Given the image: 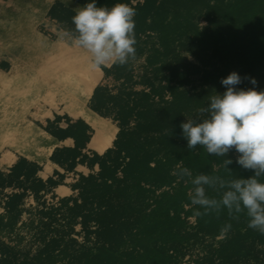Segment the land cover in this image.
Here are the masks:
<instances>
[{
    "label": "trees",
    "instance_id": "16d2710c",
    "mask_svg": "<svg viewBox=\"0 0 264 264\" xmlns=\"http://www.w3.org/2000/svg\"><path fill=\"white\" fill-rule=\"evenodd\" d=\"M91 2V0H88ZM111 8L126 3L136 11L137 58L144 53L142 38L155 35L163 52L147 56L150 73L141 76V88L130 81L133 63L103 68L105 80L90 99V108L111 119L119 128L103 154L85 153L92 137L82 119L60 117L43 129L59 142L50 161L70 172L78 164L96 173L80 174L74 194L58 205L36 210L40 247L33 256L22 255L13 237L21 222L24 200L60 185L64 174L55 171L46 179L43 167L21 158L8 172L0 171V264H183L188 248L203 246L202 255L190 256L191 264H264L257 247L264 235L247 227V217L233 220L224 210L197 217L191 205L187 178L175 175L178 167L193 175L206 173L224 178H247L253 173L235 163L233 150L226 158L210 156L203 148L187 149L180 124L185 116L199 114L209 96L223 93L221 85L235 71L242 77L237 88L264 90V0H96ZM75 12L57 2L49 12L66 31L74 30ZM203 23H205L203 25ZM179 51L204 53L201 68H167L156 65L159 54L179 56ZM199 74V84L192 85ZM248 77L249 79H244ZM251 79L256 84L251 83ZM131 82V83H130ZM203 118V117H199ZM55 177L60 178L59 180ZM209 195L215 193L209 189ZM195 218L193 225L190 219ZM232 225L225 233V224ZM80 227L78 230L77 227ZM73 235H82L79 244ZM222 239L206 244V239Z\"/></svg>",
    "mask_w": 264,
    "mask_h": 264
},
{
    "label": "rangeland",
    "instance_id": "374dc122",
    "mask_svg": "<svg viewBox=\"0 0 264 264\" xmlns=\"http://www.w3.org/2000/svg\"><path fill=\"white\" fill-rule=\"evenodd\" d=\"M3 8H5L4 12L2 11ZM44 8V2L41 0H6L3 6L0 2V60L3 58L1 52L4 49V56L10 62L7 69H0L1 172H8L10 167L21 158H25V156L43 158L38 162L43 167L48 168V170L51 164L57 165L50 161V157H46L54 145L52 146L50 143L49 134L43 128L47 126L49 122L48 116H51L54 110L61 113L59 116L63 121L66 120L68 115L64 111L65 109L67 110L65 103L66 101L72 102L78 96H74L76 95V85H74L75 82L70 81L68 72H71V67H76L75 64L81 57L57 55L58 47L56 40H49L40 35L39 31H43L44 28L41 26V17L39 15L36 16L35 12H41ZM2 23L8 25L6 27L4 25L3 27ZM41 28L42 30H40ZM2 30H6V33H2ZM141 41L144 53L135 61H132L133 69L130 81L134 84V90L141 88L139 83L141 76L150 73L151 67L146 65L147 56L153 54L154 50L163 52L160 42L155 35L143 37ZM203 56L204 53L202 51H179V56L176 57L163 56L160 53L155 64H166L167 68H201ZM84 59L86 64H89L91 70H95L98 73L97 82L94 84L89 96H92L94 89L101 84L107 83L110 85V89H113L112 82L105 80L103 68L93 69L90 66L88 54H86V58ZM193 77L196 81L192 85H198L200 75L196 74ZM82 107L95 118L101 117L102 119L109 120L93 112L89 101ZM188 117H200V115L193 114ZM118 131L119 128L116 126V135ZM108 135H112L113 137V130L107 133L104 129V140ZM110 141L105 142L102 149ZM59 167L65 170L63 167ZM90 173H96V171L91 170ZM63 174L64 178L62 180L55 177L57 180L60 179L59 186H62V188L56 187L45 191L41 195L40 201L35 199L32 194H29L25 198V212L23 213L21 222L18 224L13 241L5 238L9 244L16 245L22 255L33 256L40 247L37 222L42 215L37 213L36 210L42 208V202H45L46 206H55L58 205L59 199L66 197L70 194L71 190L72 194L75 193L70 188V185L73 184V179H75L72 172L65 171ZM190 221L193 225L195 224L194 217ZM77 228L80 230L79 226ZM73 236L79 244L83 243L82 235ZM221 239L222 236L215 240L206 239L205 243L210 245ZM202 248L203 246L200 244L191 246L188 248L189 255L192 257L202 255ZM257 250H259L258 257L264 261V246L259 245ZM189 255L185 257L183 264H191ZM249 263L255 264L256 262L251 258Z\"/></svg>",
    "mask_w": 264,
    "mask_h": 264
},
{
    "label": "clouds",
    "instance_id": "9594fccd",
    "mask_svg": "<svg viewBox=\"0 0 264 264\" xmlns=\"http://www.w3.org/2000/svg\"><path fill=\"white\" fill-rule=\"evenodd\" d=\"M135 16V9L126 3L109 8L91 0L76 8L71 18L74 30L62 31L60 39L87 52L93 69L124 67L137 59ZM220 83L226 90L209 96L207 106L199 110L202 119L185 116L186 122L180 124L181 138L190 151L200 147L210 156L223 157L230 175L233 172L228 166L233 160L226 157L234 150L235 163L253 174L224 178L193 175L189 168L178 167L175 175L191 183L189 198L197 217L219 216L226 210L231 219L239 220L243 214L247 227L264 235V90L237 88L242 77L235 71ZM251 83L256 81L251 79ZM209 189L215 195H209ZM231 227L227 223L222 231L227 233Z\"/></svg>",
    "mask_w": 264,
    "mask_h": 264
},
{
    "label": "crops",
    "instance_id": "0c3cea01",
    "mask_svg": "<svg viewBox=\"0 0 264 264\" xmlns=\"http://www.w3.org/2000/svg\"><path fill=\"white\" fill-rule=\"evenodd\" d=\"M6 0H0V2L3 4L5 3ZM44 2V6L45 8L41 11V12H35V15H39L41 17V26L44 28L43 31H39L40 35L45 37L46 39L49 40H56V45L58 47V54L57 55H61V56H65V55H72V56H77V57H81L79 60L85 61L84 58H86V54H88L87 52L81 50V49H77L73 46H71L70 42H68L66 39L62 40L60 39V33L62 31H66L63 28V24L66 26V22L63 23L62 25L60 23H58L56 20L54 19H50L49 18V12L51 10V8L53 7V5H55L57 2H59L62 6H64L65 8L75 12L77 7H82L84 4L88 3V0H41ZM5 8L2 9V11L4 12ZM39 13V14H38ZM5 27L8 24L2 23V26ZM6 29V28H3ZM42 30V28L40 29ZM2 33H6V30H2ZM4 49L2 50V60H0V69H7L10 62L9 60H7V58H5L4 56ZM84 57V58H83ZM95 73V76L98 79V73L93 70ZM93 94V93H92ZM78 94L74 95L77 96ZM83 95V94H82ZM91 92L89 94H86L85 96H80L78 95L77 97H75L72 102H67L66 101V108L68 110L65 109V113H67L68 117L71 120H78V119H82L84 120L92 129V137L87 145V148L85 149V153L89 154L90 156L93 153H98V154H103L108 148H110L113 144V141L116 138V125L113 123V121L111 119L109 120H105L102 119L101 117L95 118L93 117V115L87 113V111L82 107L86 102L88 103V101L90 102V99L92 96ZM89 96V97H88ZM89 100H88V99ZM87 100V101H86ZM84 101V102H83ZM83 103V105H82ZM85 107V106H84ZM65 108V106H64ZM88 111H90L88 109ZM59 115H61L60 112L54 110V112L51 114V116H48V120L49 121H54L56 120L57 117H60ZM82 115V116H81ZM85 118H84V117ZM101 123H100V122ZM103 126H102V125ZM67 124V120H62L59 122V126L60 127H66ZM104 127V128H103ZM97 128V129H96ZM104 129L105 131L108 133L109 131L113 130V137L112 135H108L106 137V139L104 140L105 136H104ZM49 139H50V143L52 144L53 148L51 147V151L49 153L48 156L46 157H50L53 150L59 146V142L51 136L48 135ZM112 138V139H111ZM109 140H111L109 142V144H107L103 149L102 147L105 145V142H108ZM55 143V144H54ZM25 158L31 160V161H35L39 164V160H42L43 158L39 159L37 157H31V156H25ZM41 165V164H40ZM43 167V165H41ZM49 170L46 167H43V169L38 173V175L44 179L52 176L54 174L55 171L60 172L61 174H63L65 172V170H63L62 168H60L58 165H52L49 166ZM61 169V170H60ZM91 170H95L96 172L98 171V167L95 166L94 169H90L88 166L86 165H82V164H78L75 169L72 172L73 177H75V179H73V184H75V182H77L79 175L83 174V175H89ZM56 179V178H55ZM72 185H70V188H72ZM57 188H62V186H57ZM72 194V190L70 192V194H68L67 196H70ZM66 196V197H67Z\"/></svg>",
    "mask_w": 264,
    "mask_h": 264
},
{
    "label": "bare ground",
    "instance_id": "6f19581e",
    "mask_svg": "<svg viewBox=\"0 0 264 264\" xmlns=\"http://www.w3.org/2000/svg\"><path fill=\"white\" fill-rule=\"evenodd\" d=\"M75 66L76 67L74 68H70L71 72H68V76L71 79L70 81L75 82V84H73L76 85V94L85 96L92 91L94 84L97 82V77L95 76L94 71L89 67V64H86V61L78 60ZM41 141L43 142V140Z\"/></svg>",
    "mask_w": 264,
    "mask_h": 264
}]
</instances>
